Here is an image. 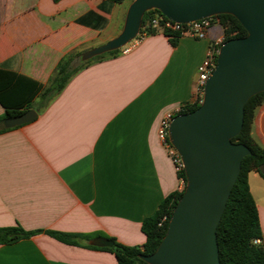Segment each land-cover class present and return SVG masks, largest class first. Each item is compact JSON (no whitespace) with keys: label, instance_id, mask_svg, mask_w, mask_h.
<instances>
[{"label":"crops","instance_id":"obj_1","mask_svg":"<svg viewBox=\"0 0 264 264\" xmlns=\"http://www.w3.org/2000/svg\"><path fill=\"white\" fill-rule=\"evenodd\" d=\"M103 1L0 0V71L46 86L61 58L121 32L129 1ZM221 37L215 24L173 47L157 29L129 53L77 72L48 105L38 95L29 109L37 117L0 133V228L40 231L0 245V264H117L85 245L98 237L143 245L142 221L181 186L160 120L196 101L198 67ZM251 134L264 147V103ZM248 186L264 243V180L250 172ZM46 231L90 238L73 246Z\"/></svg>","mask_w":264,"mask_h":264},{"label":"water","instance_id":"obj_2","mask_svg":"<svg viewBox=\"0 0 264 264\" xmlns=\"http://www.w3.org/2000/svg\"><path fill=\"white\" fill-rule=\"evenodd\" d=\"M151 10L179 24L231 15L246 31V36L229 39L218 48L198 108L174 116L169 123L168 141L180 157L185 188L156 250L139 256L146 264H220L217 226L242 159L250 154L246 146L231 139L242 128L247 101L264 92V0H132L121 32L81 53L79 62L119 50L133 41L144 14ZM36 117L34 110H27L6 118L3 126L10 129ZM260 172L264 173L263 166ZM88 244L113 247V241L102 237Z\"/></svg>","mask_w":264,"mask_h":264},{"label":"trees","instance_id":"obj_3","mask_svg":"<svg viewBox=\"0 0 264 264\" xmlns=\"http://www.w3.org/2000/svg\"><path fill=\"white\" fill-rule=\"evenodd\" d=\"M53 1L58 2L59 0ZM124 1L126 0H104L103 4H119ZM155 16L164 19L157 10H151L144 14L137 38L156 33L157 29H152L146 25L148 19ZM212 19L217 20L222 27L224 42L229 39L246 36V31L231 15L213 16ZM162 33L168 38L170 45L173 47L177 45L179 38L182 36L179 31L174 29L164 30ZM210 48L216 51L219 46L211 44ZM119 54L120 49L96 56L86 62L77 64L75 67H72V65L78 60L80 54H68L61 58L46 86L21 75L6 74L0 71V105L5 110L4 117H0V133L10 130L3 126L6 118L18 116L32 108L34 99L38 95L42 99H46V105H48L62 92L69 80L77 72L92 63L116 57ZM216 56L215 53V61ZM200 102L201 96H198L193 103L183 104L175 116L194 111L198 108ZM263 103L264 92L252 96L247 101L242 128L239 134L231 139L234 144L246 146L250 154L242 159L239 174L217 226L216 236L220 264H264V243L257 207L248 186V175L250 172H257L264 180V173L260 172V167H264V147L259 145L251 134L255 111ZM167 143L172 148L168 138ZM176 175L182 181V190L175 191L167 196L160 203L156 212L142 221L141 231L145 236L143 245L125 246L117 243L112 238H107L113 241V247L98 248L86 244L85 248L111 253L114 255L117 264H146L139 259V256L151 255L156 250L165 235L172 211L185 188L186 178L183 168ZM163 218L164 221L161 223ZM160 223L161 225H159ZM39 232L25 231L19 226L0 228V245L13 244ZM45 234L61 243L73 246H79V240H88L90 238L88 236L54 231H46Z\"/></svg>","mask_w":264,"mask_h":264},{"label":"built area","instance_id":"obj_4","mask_svg":"<svg viewBox=\"0 0 264 264\" xmlns=\"http://www.w3.org/2000/svg\"><path fill=\"white\" fill-rule=\"evenodd\" d=\"M215 24H218V21L212 19V17L204 18L198 21L187 23V24H179V23L172 22L166 19L165 17L164 19H162L161 17L155 16V17L149 18L146 25L151 27L152 29H158L160 31L174 29L176 31H179L181 35H189L190 37L195 38V39H203L206 36L207 29H209L211 26ZM143 38H144V35L139 38L136 37L133 41L123 46L120 49V54L129 53L131 49L135 46V44L141 41V39ZM223 42H224V38L221 37L218 40L214 41L212 45L220 47V45ZM217 51L218 49L215 51L212 48H209L207 56L205 57L203 62L198 67L197 81H196L197 97L198 96L202 97L204 84L215 67L214 55L215 53L217 55ZM174 116L175 115L173 113H168L162 117L159 123L157 135H158V138L161 144L167 150L168 156L171 159L175 172L178 173L182 168L180 157L177 154V152L173 148H171L167 143L169 123ZM180 182H181V186L178 191L182 190V181L180 180ZM163 221H164V218L161 220V223ZM161 223L159 225H161Z\"/></svg>","mask_w":264,"mask_h":264},{"label":"rangeland","instance_id":"obj_5","mask_svg":"<svg viewBox=\"0 0 264 264\" xmlns=\"http://www.w3.org/2000/svg\"><path fill=\"white\" fill-rule=\"evenodd\" d=\"M130 2L131 1H129V4H130ZM80 62H79V60H76L74 63H73V65H72V67H75L77 64H79Z\"/></svg>","mask_w":264,"mask_h":264}]
</instances>
